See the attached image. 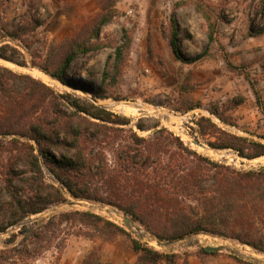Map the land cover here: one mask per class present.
<instances>
[{
  "label": "trees",
  "instance_id": "16d2710c",
  "mask_svg": "<svg viewBox=\"0 0 264 264\" xmlns=\"http://www.w3.org/2000/svg\"><path fill=\"white\" fill-rule=\"evenodd\" d=\"M192 2L206 22L208 45L202 53L186 59L177 48L172 16L169 43L175 57L183 62L203 58L216 41L219 15L204 0ZM98 3L100 12L93 19L61 45H49L45 57L39 63L32 62L33 66L67 83L66 69L80 54L102 46L93 40L98 39L100 28L120 12L115 0ZM11 36L20 38L18 33ZM130 44V30L123 28L122 41L103 70L102 89L94 93L96 98L106 97L103 86L117 83ZM19 57L21 61H17ZM0 58L26 65L24 56L7 44L0 46ZM225 61L229 68H236L227 58ZM249 82L264 114V101L253 81ZM16 84L22 86L19 91ZM64 97L67 110L61 105ZM181 98L178 108L187 111L201 106L190 95ZM243 101L242 97L238 101L230 99L222 107L211 105L208 112L220 123L236 126L228 111ZM194 124L193 130L212 149H231L246 159L264 155V143L231 133L209 116H200ZM129 125V118L69 93L60 95L41 80L0 65V233L13 230L0 248V264L41 255L54 240L62 247L63 232L73 225L79 226L76 234L89 239L93 238L90 233L105 238L126 234L136 258L133 263L122 264H177L176 252L159 251L91 211L58 212L30 219L69 197L112 206L157 240L173 242L208 233L264 252V239L252 234L264 233V166L239 169L198 153L164 127L146 137ZM136 126L144 129L141 123ZM45 169L51 180L46 178ZM199 251L217 253L204 248ZM230 256L242 264H259ZM80 264L114 263L104 262L96 251H90Z\"/></svg>",
  "mask_w": 264,
  "mask_h": 264
},
{
  "label": "rangeland",
  "instance_id": "374dc122",
  "mask_svg": "<svg viewBox=\"0 0 264 264\" xmlns=\"http://www.w3.org/2000/svg\"><path fill=\"white\" fill-rule=\"evenodd\" d=\"M98 1L0 0V46L7 44L16 48L26 62V65H20L0 58V65L31 75L60 95L69 93L81 101H90L129 118V127L139 135L147 137L155 129L164 127L186 145L215 161L245 170L264 166V155L246 159L231 149H212L193 130L196 126L194 121L204 115L231 133L264 143V114L256 103L255 92L249 82L253 81L264 101V32L258 33L264 25V0H204L219 15L216 41L209 45V54L185 62L175 57L169 43L172 16L176 21L177 48L186 59L202 53L208 45L206 22L193 0H115V8L120 12L100 28L98 39L93 40L94 43H103L102 46L73 60L70 68L66 69L67 83L33 66L32 62L39 63L45 57L49 45H61L93 19L100 12ZM123 28L130 30L131 44L122 72L115 85L103 86L105 91L102 92L106 97L98 99L94 93L102 89L101 75L112 62L115 47L122 41ZM12 33H18L20 38L12 37ZM225 58L236 68H229ZM17 61H21V57ZM14 87L19 91L22 86L16 84ZM189 95L201 106L187 111L178 108L182 103L181 96L186 98ZM241 97L244 101L228 111L236 126L222 124L208 112L211 105L222 107L228 100L238 101ZM61 105L68 109L65 97L61 98ZM137 123H141L144 129H138ZM195 137L205 148L193 143ZM45 174L48 180L52 179L47 169ZM106 209L125 215L109 205L69 197L65 203L50 206L30 219L46 218L58 212L91 211L159 251L176 252L179 256L177 264H242L230 254L264 264V252L237 240L208 233L186 236L172 247H159L139 223L134 222L140 232L128 227L121 218L114 217ZM78 229L79 226L73 225L64 230L62 247H59L58 240H54L41 255L31 259L20 258L13 263L80 264L90 251H96L104 262L122 264L135 261L136 254L126 234L105 238L98 233H90L93 238L89 239L76 234ZM81 229L89 230L86 227ZM12 231L8 228L0 233V248L4 247V241ZM252 234L264 239V233ZM204 245L222 249L216 254H205L199 251Z\"/></svg>",
  "mask_w": 264,
  "mask_h": 264
},
{
  "label": "water",
  "instance_id": "95a60500",
  "mask_svg": "<svg viewBox=\"0 0 264 264\" xmlns=\"http://www.w3.org/2000/svg\"><path fill=\"white\" fill-rule=\"evenodd\" d=\"M92 100H95V98L92 97ZM193 143L198 145L199 147L205 148V145L198 142V141L194 140ZM115 212H117V211H115ZM121 220L123 221V223H125L128 227H130L132 229V226L134 225V221L131 218H129L126 215H122ZM136 229L138 230V227ZM152 241H154L159 247H165L167 245H170L172 247L176 242H179V240L173 241V242H167V241L157 240L154 238H152ZM202 248H204L207 251H219L222 249V247H220V246H208V245H204V246H202ZM229 251L231 253H235V251H233V250H229Z\"/></svg>",
  "mask_w": 264,
  "mask_h": 264
},
{
  "label": "bare ground",
  "instance_id": "6f19581e",
  "mask_svg": "<svg viewBox=\"0 0 264 264\" xmlns=\"http://www.w3.org/2000/svg\"><path fill=\"white\" fill-rule=\"evenodd\" d=\"M4 63H7L6 61ZM125 108V107H124ZM107 212H109L111 215H113L114 217H117V218H121V214H119L118 212H115L113 209H106ZM132 229H135L136 231H139L136 229V226L135 224L132 226ZM140 232V231H139Z\"/></svg>",
  "mask_w": 264,
  "mask_h": 264
}]
</instances>
